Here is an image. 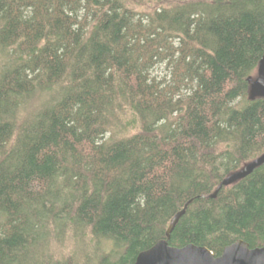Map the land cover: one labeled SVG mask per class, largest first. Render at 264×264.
<instances>
[{
    "label": "trees",
    "instance_id": "1",
    "mask_svg": "<svg viewBox=\"0 0 264 264\" xmlns=\"http://www.w3.org/2000/svg\"><path fill=\"white\" fill-rule=\"evenodd\" d=\"M264 0H0V264L264 246ZM165 64L167 77L153 76Z\"/></svg>",
    "mask_w": 264,
    "mask_h": 264
},
{
    "label": "water",
    "instance_id": "2",
    "mask_svg": "<svg viewBox=\"0 0 264 264\" xmlns=\"http://www.w3.org/2000/svg\"><path fill=\"white\" fill-rule=\"evenodd\" d=\"M248 83L251 99L264 98V55L258 64L256 79H248ZM263 164L264 154L248 163L242 170L223 179L211 198H215L222 187L244 179ZM188 203L171 218L165 232V239L157 241L152 247L139 253L133 264H264V246L250 249L249 245L241 240H237L225 247L218 257H214L205 247H198L192 244L182 248L169 246V236L178 220L185 213Z\"/></svg>",
    "mask_w": 264,
    "mask_h": 264
},
{
    "label": "rangeland",
    "instance_id": "3",
    "mask_svg": "<svg viewBox=\"0 0 264 264\" xmlns=\"http://www.w3.org/2000/svg\"><path fill=\"white\" fill-rule=\"evenodd\" d=\"M168 71L166 70L165 64H159L155 67L153 71V76L156 77L158 80H161L165 78L166 80H169V77H167Z\"/></svg>",
    "mask_w": 264,
    "mask_h": 264
}]
</instances>
